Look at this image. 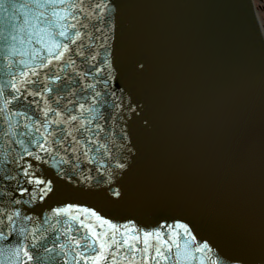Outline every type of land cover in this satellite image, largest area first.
Returning <instances> with one entry per match:
<instances>
[{
	"label": "water",
	"instance_id": "1",
	"mask_svg": "<svg viewBox=\"0 0 264 264\" xmlns=\"http://www.w3.org/2000/svg\"><path fill=\"white\" fill-rule=\"evenodd\" d=\"M113 2L114 30L106 33V47L115 54L110 89L116 96L108 99L121 104L122 98L123 106L114 112L101 107L107 121L87 126L95 133L101 123L116 137L124 129L129 147L138 151L122 178V198L104 185L82 186L69 170L71 179L59 178L61 194L54 199L83 203L114 223L133 219L140 227L184 218L197 241L207 239L216 251L249 258L259 254L264 250V28L254 0ZM68 56L78 71L66 63ZM68 56L63 71L54 69L65 81H75H69V89L77 96H67L65 104L82 98L80 86L93 77L82 58ZM78 72L89 76L82 80ZM0 77L7 79L2 62ZM85 222L103 231L94 218ZM162 230L169 231L167 225Z\"/></svg>",
	"mask_w": 264,
	"mask_h": 264
},
{
	"label": "snow or ice",
	"instance_id": "2",
	"mask_svg": "<svg viewBox=\"0 0 264 264\" xmlns=\"http://www.w3.org/2000/svg\"><path fill=\"white\" fill-rule=\"evenodd\" d=\"M115 7L113 0H0V62L7 77H0V264H264V250L249 258L216 251L207 239L198 242L184 218L140 227L133 219L114 223L93 207L54 199L61 194L59 178L71 179L69 170L82 186L104 185L122 198V178L138 151L129 147L124 129L116 137L101 123L95 133L87 126L107 121L101 107L114 112L123 106L122 98L121 104L108 99L116 96L110 89L115 54L106 47ZM101 39L104 43L94 46ZM70 53L89 65L93 77L80 86L82 98L65 104L77 90L69 89L71 77L65 81L54 69L63 71ZM66 63L78 71L70 56ZM78 75L84 80L89 72ZM128 109L135 113L131 103ZM144 124L150 121L145 118ZM93 218L103 231L85 222Z\"/></svg>",
	"mask_w": 264,
	"mask_h": 264
},
{
	"label": "rangeland",
	"instance_id": "3",
	"mask_svg": "<svg viewBox=\"0 0 264 264\" xmlns=\"http://www.w3.org/2000/svg\"><path fill=\"white\" fill-rule=\"evenodd\" d=\"M255 4H256L259 17L264 26V0H255Z\"/></svg>",
	"mask_w": 264,
	"mask_h": 264
}]
</instances>
